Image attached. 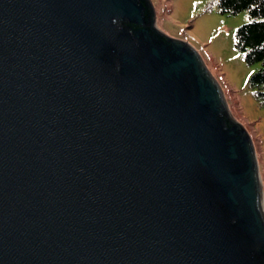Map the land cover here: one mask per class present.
I'll use <instances>...</instances> for the list:
<instances>
[{"label":"water","instance_id":"95a60500","mask_svg":"<svg viewBox=\"0 0 264 264\" xmlns=\"http://www.w3.org/2000/svg\"><path fill=\"white\" fill-rule=\"evenodd\" d=\"M149 0H0V264H264L252 138Z\"/></svg>","mask_w":264,"mask_h":264},{"label":"rangeland","instance_id":"374dc122","mask_svg":"<svg viewBox=\"0 0 264 264\" xmlns=\"http://www.w3.org/2000/svg\"><path fill=\"white\" fill-rule=\"evenodd\" d=\"M149 2L155 13V28L198 53L222 88L230 115L252 138L264 198V107L249 85L259 65H248L235 46L237 30L250 21L248 12L222 14L216 0Z\"/></svg>","mask_w":264,"mask_h":264},{"label":"trees","instance_id":"16d2710c","mask_svg":"<svg viewBox=\"0 0 264 264\" xmlns=\"http://www.w3.org/2000/svg\"><path fill=\"white\" fill-rule=\"evenodd\" d=\"M222 14L237 15L248 12L249 23L236 32L235 46L244 54L248 65H259L249 85L264 107V0H216Z\"/></svg>","mask_w":264,"mask_h":264},{"label":"bare ground","instance_id":"6f19581e","mask_svg":"<svg viewBox=\"0 0 264 264\" xmlns=\"http://www.w3.org/2000/svg\"><path fill=\"white\" fill-rule=\"evenodd\" d=\"M264 207V206H263Z\"/></svg>","mask_w":264,"mask_h":264}]
</instances>
